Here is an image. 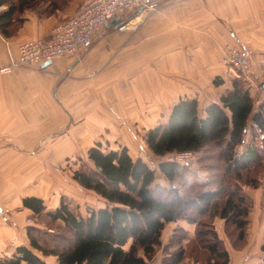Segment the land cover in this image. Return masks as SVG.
<instances>
[{"label": "trees", "instance_id": "16d2710c", "mask_svg": "<svg viewBox=\"0 0 264 264\" xmlns=\"http://www.w3.org/2000/svg\"><path fill=\"white\" fill-rule=\"evenodd\" d=\"M32 2L36 0H0V7L7 6L0 10L4 35L13 34V22L22 20L20 12L33 7ZM62 3L53 0L48 7L55 11ZM223 82L220 79L217 84ZM255 103L249 83L235 77L232 88L218 101L202 108L197 98L181 97L172 106L168 121L148 130L146 143L156 156L203 152L198 156L203 162L213 151L218 153L222 162L214 169L222 173H212L208 182L195 178L198 189L190 186L193 190L188 194H180L175 184L169 189L156 186V170L142 157L135 158L127 146L105 150L97 142L88 149L94 168L77 169L73 177L103 197L105 206L78 215L63 199L58 208L45 211L43 198L26 196L23 204L33 214L46 213L48 221L58 223L56 227L64 232L49 235L37 224H30V246H18L12 256L0 259V264H151L163 248L167 225L181 217L195 224L196 234L186 246L187 230L176 227L164 249L179 246L167 252L163 264H182L188 256L197 264H229L230 252L217 221H224V230L235 245L244 241L251 212L244 186L258 187L262 182L264 146L256 137L259 131L264 133V101L258 107ZM249 131L253 132L251 142L239 154ZM188 168L177 160L160 162L161 171L172 182ZM53 257L55 261L49 262Z\"/></svg>", "mask_w": 264, "mask_h": 264}, {"label": "crops", "instance_id": "0c3cea01", "mask_svg": "<svg viewBox=\"0 0 264 264\" xmlns=\"http://www.w3.org/2000/svg\"><path fill=\"white\" fill-rule=\"evenodd\" d=\"M186 3L189 5L183 6L184 3L180 0L174 1L163 9L159 7L137 10L125 20H113L97 34L92 45L83 53L84 56L76 62L71 56H60L50 64L43 62L35 67L11 66L2 70L18 59L19 44L22 41L50 35L53 26L62 20L59 12L47 15L28 7L20 12L22 20L16 19L13 22L12 35L6 36L0 31V259L12 256L20 245L30 246L27 232L29 224L26 220L32 210L23 204V198L37 195L18 184L16 180H7L4 175L20 174L30 168L22 167L19 160L53 157V151L51 150V155L48 154L43 150V144L50 143L51 139L57 136L62 142L65 139L62 129L69 125L70 112L66 109V103L70 102L71 97H75L74 80L80 85L82 78H86V70L90 76H96L100 69L109 70L112 65V69L117 68L119 61L122 67L127 62L133 65L135 59L149 64L151 60L147 52L149 53V49L154 45L161 46L164 48L165 57L172 55L164 60L165 64L161 69L170 73L176 71L174 74H168L167 78L178 80L177 84L161 89L162 94L169 99L167 101H170V106H167L170 112L171 106L182 93L195 91L180 88L181 69L187 75L190 73L191 78H197L199 72L202 76L203 72L213 70L215 62L221 61L224 44L236 45L235 40L238 37L234 36H237L238 24H233L235 27L231 31L227 27L231 17L237 19L231 13L230 0H191ZM6 7L3 5L0 10ZM238 13L239 16H244L245 9ZM175 54L180 57L178 61ZM123 55L127 58L122 59ZM180 61H186L184 68L177 65ZM147 66L150 69V65ZM67 72L70 73L69 77L65 75ZM122 88L126 95L148 93V89L144 87L141 90ZM196 97L202 104L201 98ZM144 100L141 98L125 110L128 118V110L132 109L143 118L146 110ZM111 120L110 117L109 124ZM61 150L64 152L63 147ZM66 152H69L68 149ZM5 208L9 211H5ZM253 209L251 207V211ZM217 225L221 237L226 240L228 236L224 232V221H217ZM179 226L187 230L185 241L196 233L195 224L189 223L185 217L173 222L170 230L164 232L163 248L156 257L157 264L161 263V254L164 258L167 252L176 249L174 246L177 244L166 251L164 246L169 243L174 229ZM258 230L257 241L253 239L256 238L253 230L250 232L249 246L243 251L232 252L228 241H225L231 255L229 264H264V225ZM252 243H255L256 251L247 253ZM188 259L185 258L182 264H194V259L192 263Z\"/></svg>", "mask_w": 264, "mask_h": 264}, {"label": "rangeland", "instance_id": "374dc122", "mask_svg": "<svg viewBox=\"0 0 264 264\" xmlns=\"http://www.w3.org/2000/svg\"><path fill=\"white\" fill-rule=\"evenodd\" d=\"M51 1L53 0H36L37 3L32 2L33 7L30 9L47 13V15H53L59 12L62 18V20H60L63 21L74 12L83 0H57L60 3L63 2L62 8L59 7L61 9H59V11L55 10L53 13L51 12L54 9L48 7L51 5ZM174 1L179 0H159L157 4H159L158 7L163 9L168 7V5H172ZM187 1L191 0H180L181 3H184L183 6H185V4L189 5L186 3ZM230 8L232 10L231 13L237 19L234 20L231 17V23L227 21L229 24L227 27L231 31L234 30L235 27L233 24H238L237 36H234L231 32L230 34L236 38L238 37V39L235 38L237 42L235 44H238L237 46L248 47L251 50L250 55L253 66L250 67L249 70L241 71L227 64L224 61L225 49L234 44L226 43L221 50V61L213 64L212 71L207 70L203 72L202 76H200L201 73L199 72L197 78H191L190 73L187 75L181 69L182 77L180 78V88L183 87V90L193 89L195 91L184 92L182 93L183 95L181 94L182 96H180V98L192 97L198 99L196 96H199V98H201L200 100L203 102L201 104L199 101L202 108H204L207 103L210 104L211 100L215 98H218V101V96L231 89L232 80L235 77H239L249 83L251 93L256 101V107L260 105V102L264 101V0H230ZM244 9L245 15L239 16L238 12L241 13ZM175 51L177 53V49H175ZM163 52L164 48L154 45L149 49V53L147 52L151 60L149 64L141 59L138 61L135 59L133 65L127 62V64H124L122 67L119 61V63H117V68L112 69V65L109 70H107L108 68L100 69L96 76H90L89 71L86 70L84 73L86 78H82L80 85L77 80H74V82H76L75 88L73 89L75 97H71L70 102L66 103L68 104L66 109L70 112L69 125L62 129L66 140L64 139L62 142L59 139L60 137H53L50 143H44V146L42 145L44 147L43 150L48 152V154L51 150L53 151V157L19 160L18 162H21L22 167L29 166L30 168L23 170L24 172L20 174L4 175V178L7 180H16L18 184L26 187L30 192H35L37 194L33 196L43 198L47 207L45 211L55 210L61 205V201L64 199L76 214L87 215L89 210L105 206V200L95 191L81 185L74 179L73 174L77 169L90 170L94 168L93 162L88 157V149L96 145L97 142H101L105 150L127 146L130 153L135 158L142 157L156 170V186L169 189L175 184L174 186H176L180 194L192 192L193 189H191L190 186L194 189H198L197 183L195 182L196 179L201 182H208L212 173L213 175L216 172L222 173V170L214 169L216 164L219 165L222 162L218 159V153L216 151H213L212 155L210 153L208 158L203 162H199L198 156L204 155L203 152L172 153L165 157H160L156 156L146 143L145 136L148 130L160 123H166L171 112L167 110V106H170V101H167L169 99L162 94L161 89L170 87V85L178 81L167 78L168 74H174L176 71H171L173 73H170L168 70L161 69L165 64L164 60L172 56L167 55V57H165ZM175 55L178 61L180 57L177 54ZM126 58L125 55L122 56V59ZM159 60L163 61L159 62ZM185 63L186 61H180L177 65H180L181 68L183 66L184 68ZM147 65H150V69ZM203 65L205 64L203 63ZM133 66L134 68H132ZM69 74L70 73L67 72L65 75L69 77ZM203 75H207V77ZM220 79H223L224 82L217 84V81ZM225 83L227 84L226 86ZM122 87H128L130 89L139 88V90L144 87V89H148V93L144 95H136V93L126 95L123 93ZM139 98H144V103L146 102L144 106L146 110L144 109L143 118L138 116L133 109L132 111L128 110V114H130L128 118L125 110H127L130 105H134L138 102L140 100ZM174 99H176V96H174ZM162 106H164V108H160ZM110 117L112 118L111 124H109ZM252 133V131L247 133L245 143L241 144L238 148L239 154L245 152L251 140ZM257 134V142L261 143V146H264V133L260 134L259 131ZM62 147L64 152L61 150ZM66 148L69 152H66ZM185 153H189V155ZM51 154L52 153H50V155ZM163 160L180 161L189 166L188 171L184 172L181 177L172 182L160 169V162ZM16 161L17 160H15V162ZM259 176L262 182L258 187L244 186V192L249 197L251 207L254 208L249 215L246 239L244 241L238 240L237 246L233 242V239L224 231L228 236L224 241H228L231 251L235 250L240 252L249 246L250 232L253 230V233L256 234V238L253 239L257 241L258 229L264 225V167L262 171H260ZM5 211H9V209L5 208ZM31 212L32 213L29 214L26 220L29 225L37 224L40 228L45 229L49 235L52 234L53 231L57 233L64 232L58 230L56 227L58 223L53 224L48 221L46 213L38 215L35 213L33 214V211ZM171 226L172 223L167 225L165 229L166 233L170 230ZM54 228L56 229L54 230ZM45 236L48 238L47 235ZM192 238H194V236H192ZM187 242L188 240H184L186 246L188 245ZM174 245L176 244H173V246ZM177 245L176 247L174 246V248H177ZM160 251L157 255L160 254ZM253 251H256L255 243H252L247 253H252ZM156 257L152 260L151 264H157ZM188 258L189 262L192 263L193 257L188 256ZM49 260L53 262L54 257ZM162 262L163 258L161 254L160 264H162ZM194 264H197V262L195 261ZM199 264H206V262H199Z\"/></svg>", "mask_w": 264, "mask_h": 264}, {"label": "built area", "instance_id": "2783aa9c", "mask_svg": "<svg viewBox=\"0 0 264 264\" xmlns=\"http://www.w3.org/2000/svg\"><path fill=\"white\" fill-rule=\"evenodd\" d=\"M159 0H83L67 19L55 24L47 37L19 44V57L10 66L35 67L60 56L80 59L97 34L113 20H125L139 9L159 8ZM251 50L237 45L225 49L224 61L241 71L253 66ZM189 155V153H185Z\"/></svg>", "mask_w": 264, "mask_h": 264}, {"label": "water", "instance_id": "95a60500", "mask_svg": "<svg viewBox=\"0 0 264 264\" xmlns=\"http://www.w3.org/2000/svg\"><path fill=\"white\" fill-rule=\"evenodd\" d=\"M140 10H142V9H139L138 11H140ZM119 20V19H118ZM118 20H116V21H118ZM83 56V55H82ZM82 56L80 57V58H82ZM77 60H79V59H77ZM77 60H75V62L77 61ZM52 61H47L46 62V64H50Z\"/></svg>", "mask_w": 264, "mask_h": 264}]
</instances>
